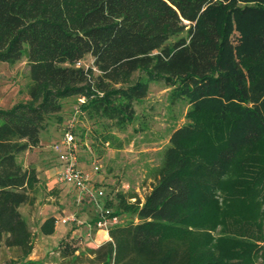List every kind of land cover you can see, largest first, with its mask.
I'll list each match as a JSON object with an SVG mask.
<instances>
[{
    "label": "trees",
    "instance_id": "trees-1",
    "mask_svg": "<svg viewBox=\"0 0 264 264\" xmlns=\"http://www.w3.org/2000/svg\"><path fill=\"white\" fill-rule=\"evenodd\" d=\"M87 56L93 66L77 67ZM24 58L28 99L0 108V247L20 252L5 264H46L30 259L34 234L21 208L35 205L39 180L19 158L40 146L49 120L62 124L66 101L83 96L90 119L132 124L153 82L191 109L144 201L119 194L106 203L138 222L112 227L96 249L66 245L62 257L264 264V0H0V62ZM230 179L233 203L222 211L216 195Z\"/></svg>",
    "mask_w": 264,
    "mask_h": 264
},
{
    "label": "rangeland",
    "instance_id": "rangeland-1",
    "mask_svg": "<svg viewBox=\"0 0 264 264\" xmlns=\"http://www.w3.org/2000/svg\"><path fill=\"white\" fill-rule=\"evenodd\" d=\"M238 5L242 6L243 3L238 1ZM81 62V67L85 69L93 66L91 56H87ZM28 77L29 66L25 58L14 66L0 62L1 109L9 110L19 101L28 99L26 95ZM172 91L173 89L163 82H153L148 97L135 104L137 117L132 124L117 126L114 121L90 119L85 114L79 118L74 129L78 141L79 167L91 175V183L96 188L103 189L105 197L102 204L104 206L107 202L116 204L119 194L136 195V198L130 199L131 203L138 199L141 202L144 201L145 195L150 190L152 175L160 166L163 153L170 145L172 136L189 122L187 114L191 105L187 100H174ZM260 102L261 100H253L251 106L258 105ZM78 104V98L67 100L66 112L63 116L65 122L61 126H58L57 117L49 120L48 130L43 133V143L50 146L60 143L61 140L57 141V139L60 135L62 136L63 128L69 122ZM62 151L63 148L60 149V152ZM52 152L55 157L59 154L54 149ZM19 161L23 166H29L33 161L32 152L21 155ZM94 165L100 167L99 171L94 170ZM231 182L232 179L216 195L222 211H228L229 205L233 203ZM226 190L229 191V196L226 195ZM76 200L77 191L71 186L60 183L50 192L45 189L38 190L35 205H26L21 208L34 234L31 260L46 264H69V259L62 257L61 248L69 245L80 252L96 249L95 246L103 242V240L97 241L96 238L97 217H84L89 215L90 211L94 212L93 209L90 210L92 207L86 202L78 205ZM247 206L249 205H245L244 208ZM253 208L256 209V205L251 204V211L255 212ZM109 209L114 212L116 208ZM262 209L261 213L264 212V207ZM73 214L82 223L78 227L62 222L64 218ZM259 217L264 215L261 214ZM45 218L47 219L44 223L50 218L56 220L54 232L51 235H46L42 231L44 223L41 222ZM120 220V225H126L132 221L138 222L126 214L122 215ZM57 221L60 225H57ZM65 225L69 227L68 231ZM75 230L78 232L73 234ZM220 230L218 228V231ZM89 232L91 236L87 235ZM216 233L213 234L219 237L220 235ZM74 235L76 238H72ZM19 258V251L0 247V264L19 260Z\"/></svg>",
    "mask_w": 264,
    "mask_h": 264
},
{
    "label": "built area",
    "instance_id": "built-area-1",
    "mask_svg": "<svg viewBox=\"0 0 264 264\" xmlns=\"http://www.w3.org/2000/svg\"><path fill=\"white\" fill-rule=\"evenodd\" d=\"M81 64L82 62L77 63V67H81ZM86 101L87 99L85 97H79L78 106L74 108L69 122L63 128L60 143L54 146L55 151L59 152L57 156L59 162L57 178L59 183L71 186L77 191L76 201L78 205L86 202L92 207L94 216L97 217L95 220V228L109 232V229L121 224L120 217L113 215L114 212L102 204V200L105 197L103 189L96 188L91 183V175L82 170L78 162V141L74 129L79 118L84 116L81 106ZM61 148H63L62 152H60ZM99 169L100 167L98 165H94L96 172ZM62 222L64 224H73V226L77 227L82 224L75 214L64 218ZM88 235L91 236L90 232Z\"/></svg>",
    "mask_w": 264,
    "mask_h": 264
},
{
    "label": "crops",
    "instance_id": "crops-1",
    "mask_svg": "<svg viewBox=\"0 0 264 264\" xmlns=\"http://www.w3.org/2000/svg\"><path fill=\"white\" fill-rule=\"evenodd\" d=\"M65 112H66V110L64 107V110L60 114V116H64ZM64 122H65V120L63 119L62 123H64ZM58 126H61V124H58ZM48 127L49 126H46L45 129L41 132L40 146L38 148H34L33 150H30L27 152V153L32 152L33 161L30 162L29 166H24V168L27 170L34 169L37 173V178L39 180V183H38L39 190L45 189V190L50 192L56 186H58L60 183L58 182V178H57L59 162H58L57 157H55V155L54 156L52 155V153H53L52 149H54V146L56 145V143L53 144L52 146H50L49 144L43 143V141H44L43 133L48 130ZM61 138H62V136L60 135L58 137L57 141L61 140ZM90 210H92V208ZM88 214L89 215H84V217H94L93 212L90 211ZM50 217H52V216H50ZM46 219L47 218L43 219L41 223L43 224ZM57 225H60L59 221H57ZM67 225H69V224H67ZM67 225H65V227H67V231H68L69 227ZM88 227H90V226H88ZM56 229H57V227H56ZM95 230L97 231L96 232L97 241L103 240L102 243L95 246L97 248L101 244H103L104 242L108 241L110 238H109V232L108 231L97 230L96 228H95ZM77 232H78V230H75L73 232V234H76ZM72 238H76L75 235L72 236Z\"/></svg>",
    "mask_w": 264,
    "mask_h": 264
}]
</instances>
